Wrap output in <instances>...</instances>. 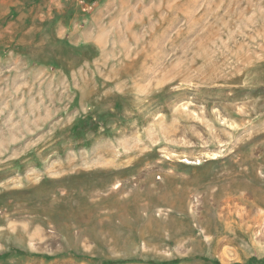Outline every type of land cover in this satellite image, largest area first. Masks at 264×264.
<instances>
[{"label":"rangeland","instance_id":"1","mask_svg":"<svg viewBox=\"0 0 264 264\" xmlns=\"http://www.w3.org/2000/svg\"><path fill=\"white\" fill-rule=\"evenodd\" d=\"M264 264V0H34L0 14V264Z\"/></svg>","mask_w":264,"mask_h":264},{"label":"crops","instance_id":"2","mask_svg":"<svg viewBox=\"0 0 264 264\" xmlns=\"http://www.w3.org/2000/svg\"><path fill=\"white\" fill-rule=\"evenodd\" d=\"M34 0H0V14L8 15L10 13L20 14L25 3L29 4Z\"/></svg>","mask_w":264,"mask_h":264},{"label":"trees","instance_id":"3","mask_svg":"<svg viewBox=\"0 0 264 264\" xmlns=\"http://www.w3.org/2000/svg\"><path fill=\"white\" fill-rule=\"evenodd\" d=\"M257 261H258V259L252 257V258H249L247 260V263L246 264H250V263H253V262H257ZM260 261L264 262V259H261Z\"/></svg>","mask_w":264,"mask_h":264}]
</instances>
